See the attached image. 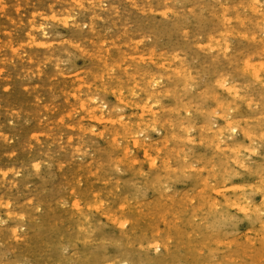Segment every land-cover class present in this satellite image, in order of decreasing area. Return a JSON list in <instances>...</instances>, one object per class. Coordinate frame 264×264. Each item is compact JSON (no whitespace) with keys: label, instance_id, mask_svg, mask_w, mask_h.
<instances>
[{"label":"rangeland","instance_id":"374dc122","mask_svg":"<svg viewBox=\"0 0 264 264\" xmlns=\"http://www.w3.org/2000/svg\"><path fill=\"white\" fill-rule=\"evenodd\" d=\"M75 1L0 0V264H264V0Z\"/></svg>","mask_w":264,"mask_h":264},{"label":"bare ground","instance_id":"6f19581e","mask_svg":"<svg viewBox=\"0 0 264 264\" xmlns=\"http://www.w3.org/2000/svg\"><path fill=\"white\" fill-rule=\"evenodd\" d=\"M67 1H68V0H67ZM69 1H72V0H69ZM157 1H158V0H157ZM238 1H239V0H238ZM247 1H248V0H247ZM249 1H251V0H249ZM254 1H255V0H254ZM75 2H78V4H79L80 1L78 0V1H75ZM160 2H161V1H160ZM165 2H166V1H165ZM198 2H199V1H198ZM203 2H204V1H203ZM69 3H70V2H69ZM241 3H243V2H241ZM258 3H259V2H258ZM258 3H257V4H258ZM245 4H246V3H245ZM252 4H253V3H252ZM71 5H72V4H71ZM75 5H76V4H75ZM200 5H201V4H200ZM202 5H203V3H202ZM239 5H240V3H239ZM242 5H243V4H242ZM195 6H196V5H195ZM197 6H198V3H197ZM250 6H251V5H249V7H250ZM199 7H200V6H199ZM247 7H248V6H247ZM17 8H18V7H17ZM17 8H16V9H17ZM257 8H259V7H257ZM165 9H167V8H165ZM165 9H164V10H165ZM168 9H169V8H168ZM235 9H237V8H235ZM171 10H172V8H171ZM173 10H174V9H173ZM239 10H240V9H239ZM252 10H253V9H252ZM255 10L258 11V9H255ZM151 11H152V9H151ZM241 11H243V10L241 9ZM244 11H245V10H244ZM15 12H16V11H15ZM19 12H20V11H19ZM167 12H168V11H167ZM171 12H172V11H171ZM237 12H238V11H237ZM254 12H256V11H254ZM158 13H160V11H159ZM164 13H165V12H164ZM176 13H177V11H176ZM238 13H239V12H238ZM238 13H237V14H238ZM256 13H258V12H256ZM261 13H262V12H261ZM17 14H18V13H17ZM51 14H52V13H51ZM161 14H162V13H161ZM243 14H244V13H243ZM245 14H246V12H245ZM248 14H249V13H248ZM254 14H255V13H254ZM32 15H33V14H32ZM58 15H60V14H58ZM58 15H57V16H58ZM163 15H164V14H163ZM163 15H162V16H163ZM166 15H167V14H166ZM174 15H175V14H174ZM177 15H178V14H177ZM241 15H242V14H241ZM262 15H263V14H262ZM54 16H55V15H54ZM60 16H61V15H60ZM175 16H176V15H175ZM175 16H174V17H175ZM184 16H185V15H184ZM223 16H224V15H223ZM234 16H235V15H234ZM247 16H248V15H247ZM55 17H56V16H55ZM63 17H64V15H63ZM168 17H169V16H168ZM168 17H167V18H168ZM244 17H245V16H244ZM252 17H253V16H252ZM256 17H257V14H256ZM30 18H32V17H29L28 20H29ZM52 18H53V17H52ZM65 18H66V17H65ZM167 18H166V19H167ZM170 18H171V17H170ZM228 18H229V17H228ZM19 19H20V18H19ZM66 19H67V18H66ZM186 19H187V18H186ZM225 19H226V18H225ZM234 19H235V17H234ZM248 19H249V18H248ZM260 19H261V18H260ZM52 20H53V19H52ZM58 20H59V18H58ZM60 20H61V19H60ZM174 20H176V19H174ZM174 20H173V22H174ZM179 20H180V19H178L177 21H179ZM255 20H258V18H256ZM34 21H35V20H34ZM62 21H63V20H62ZM67 21H68V20H67ZM67 21H66V22H67ZM182 21H183V20H182ZM229 21H230V19H229ZM245 21H247V20H245ZM260 21H262V19H261ZM22 22H23V21H22ZM22 22H21V23H22ZM30 22H31V21H30ZM237 22H238V20H237ZM242 22H243V21H242ZM258 22H259V20H258ZM17 23H18V22H17ZM19 23H20V22H19ZM23 23H24V22H23ZM67 23H68V22H67ZM169 23H170V22H169ZM178 23H179V22H178ZM225 23H226V22H225ZM246 23H247V22H246ZM249 23H252V22L250 21ZM249 23H248V24H249ZM260 23H261V22H260ZM28 24H29V22H28ZM28 24H27V25H28ZM238 24H239V23H238ZM248 24H246V25H248ZM254 24H255V23H254ZM256 24H257V22H256ZM32 25H33V24H32ZM225 25L227 26V24H225ZM228 25H229V23H228ZM182 26H183V25H182ZM251 26H252V25H251ZM251 26H250V27H251ZM156 27H157V26H156ZM170 27H171V26H170ZM170 27L168 26V28H170ZM176 27H177V26H176ZM236 27H237V26H236ZM246 27H247V26H246ZM253 27H254V26H253ZM255 27H256V26H255ZM255 27H254V28H255ZM177 28H178V27H177ZM231 28H232V27H231ZM231 28H230V29H231ZM241 28H242V27H241ZM243 28H244V27H243ZM30 29H31V28H30ZM32 29H33V28H32ZM35 29H36V28H35ZM43 29H45V28H43ZM154 29H155V28H154ZM172 29H173V26H172ZM183 29H184V28H183ZM227 29H229V28H227ZM237 29H238V27H237ZM251 29H252V27H251ZM45 30H46V29H45ZM241 30H242V29H241ZM40 31H42V30L40 29L39 32H40ZM226 31H227V30H226ZM31 32H32V31H31ZM228 32H231V31H228ZM236 32H237V30H236ZM236 32H235V33H236ZM239 32H241V33L244 34V32H242V31H239ZM245 32H246V30H245ZM251 32H252V31H251ZM28 33H29V32H27L26 34H28ZM33 33H34V32H33ZM44 33H45V32H44ZM44 33H41V34L43 35ZM237 33H238V32H237ZM246 33H247V32H246ZM34 34H35V33H34ZM46 34H47V33H46ZM95 34H96V32H95ZM223 34H224V33H223ZM254 34H255V33H254ZM254 34H252V35H254ZM28 35H29V34H28ZM29 36H30V35H29ZM31 36H32V35H31ZM34 36H36V34H35ZM214 36H215V35H214ZM226 36H228V35H226ZM243 36H244V35H243ZM245 36H246V35H245ZM25 37H26V36H25ZM37 37H38V35H37ZM37 37H36V38H37ZM39 37H40V36H39ZM249 37H250V36H249ZM251 37H252V36H251ZM253 37H254V36H253ZM253 37H252V38H253ZM31 38H32V37H31ZM126 38H127V37H126ZM130 38H131V37H130ZM209 38H210V37H209ZM219 38H220V37H219ZM246 38H248V37H246ZM27 39H28V38H27ZM27 39H26V40H27ZM142 39H143V38H142ZM220 39H221V38H220ZM222 39H223V43H224V42H225L224 40H225L226 38L224 37V38H222ZM248 39H249V38H248ZM130 40H131V39H130ZM138 40H139V39H138ZM138 40H137V41H138ZM246 40H247V39H246ZM246 40H245V41H246ZM30 41H31V39H30ZM33 41H34V40H33ZM39 41H40V40H39ZM39 41H38V42H39ZM219 41H220V40H219ZM259 41H260V40H259ZM11 42H12V41H11ZM11 42H10V43H11ZM47 42H48V41H47ZM102 42H103V41H102ZM131 42H132V41H131ZM133 42H134V40H133ZM215 42H216V41H215ZM253 42H254V41H253ZM44 43H45V41H44ZM124 43H125V42H124ZM140 43H141V42H140ZM226 43H228V42H225V44H226ZM247 43H248V41H247ZM99 44H100V43H99ZM138 44H139V43H138ZM211 44H212V43H211ZM32 45H34V44H32ZM42 45H43V44H42ZM44 45H46V44H44ZM127 45H128V44H127ZM127 45H126V46H127ZM220 45H221V44H220ZM220 45H219V46H220ZM262 45H263V44H262ZM262 45H261V46H262ZM136 46H137V45H136ZM138 46H139V45H138ZM153 46H154V45H153ZM222 46H223V45H222ZM227 46H228V44H227ZM42 47H43V46H42ZM49 47H50V45H49ZM96 47H97V46H96ZM215 47H217V46H215ZM228 47H229V46H228ZM259 47H260V46H259ZM210 48H211V46H210ZM224 48H226V47L224 46ZM248 48H250V47H248ZM251 48H252V46H251ZM95 49H96V48H95ZM98 49H99V48H97V50H98ZM137 49H138V48H137ZM217 49H218V48H217ZM255 49H256V48H255ZM255 49H254L253 52H255ZM262 49H263V48H262ZM262 49H261V50H262ZM14 50H15V49H14ZM133 50H135V49H133ZM214 50H215V49H214ZM248 50H249V49H248ZM252 50H253V48H252ZM99 51H101V50L99 49ZM99 51H98V52H99ZM136 51H137V50H135V52H136ZM153 51H154V50H153ZM250 51H251V50H250ZM122 52H123V51H122ZM159 52H160V51H159ZM217 52H218V50H217ZM258 52H259V51H258ZM258 52H257V55H258ZM153 53H154V52H153ZM160 53H161V52H160ZM160 53H159V54H160ZM220 53H222V52H220ZM249 53H250V52H249ZM249 53L246 52V54H249ZM262 53H263V52H262ZM121 54H122V53H121ZM128 55H129V54H128ZM131 55H132V54H131ZM149 55H150V54H149ZM151 55H152V54H151ZM163 55H165V54H163ZM163 55H161V56H163ZM215 55H216V54H215ZM220 55H221V54H220ZM232 55H233V54H232ZM250 55L253 56L254 54L251 53ZM262 55H263V54H262ZM254 56H255V55H254ZM153 57H154V56H153ZM213 57H214V56H213ZM213 57H212V58H213ZM222 57H223V56H222ZM250 57H251V56H250ZM260 57H262V56H260ZM100 58H101V57H100ZM215 58H216V57H215ZM226 58H227V57H226ZM226 58H225V59H226ZM228 58H231V57L228 56ZM252 58H253V57H252ZM257 58H258V57H257ZM262 58H263V57H262ZM161 59H162V58H161ZM165 59H166V58H165ZM167 59H169V58H167ZM218 59H219V58H218ZM220 59H221V58H220ZM220 59H219V60H220ZM234 59L236 60V57H235ZM245 59H246V58H245ZM249 59H250V58H249ZM249 59H248V60H249ZM216 60H217V59H216ZM232 60H233V59H232ZM248 60H247V61H248ZM256 60H257V59H256ZM99 61H100V60H99ZM252 61H253V60H252ZM167 62H168V61H167ZM216 62H217V61H216ZM216 62H215V63H216ZM221 62H223V61H221ZM231 62H234V61H231ZM250 62H251V61H250ZM250 62L246 64V67H245V68H246L247 70L252 71V73H254V75L257 76L258 73L260 72V69L264 67V65H263L264 63H262V64H260V65H252L253 63L251 64ZM262 62H264V60H263ZM165 63H166V62H165ZM209 63H210V62H209ZM227 63H228V62H227ZM206 64H207V63H206ZM216 64H217V63H216ZM231 64H232V63H231ZM231 64H230V66H233V65H231ZM213 65H214V62H213ZM241 65H243V64H241ZM177 66H178V65H177ZM179 66H180V65H179ZM179 66H178V67H179ZM204 66H205V65H204ZM244 66H245V64H244ZM183 67H184V66H183ZM214 67H215V66H214ZM217 67H218V66H217ZM215 68H216V67H215ZM229 68H230V67H229ZM239 68H240V67H239ZM245 68H244V69H245ZM178 69H179V68H178ZM184 69H185V68H184ZM208 69H209V68H208ZM210 69H212V68H210ZM241 69H242V68H241ZM244 69H243L242 71H244ZM205 70H206V69H205ZM233 70H234V69H233ZM233 70H232V73H234ZM180 71L182 72V70H180ZM210 71H211V70H210ZM213 71L216 72L217 70L215 71V69H214ZM236 71H237V70H236ZM206 72H207V70H206ZM211 72H212V71H211ZM225 72L228 74L227 71H225ZM230 72H231V70H230ZM230 72H229V74H230ZM212 73H213V72H212ZM212 73H211V74H212ZM220 73H221V72H220ZM222 73H223V71H222ZM243 73H247V72L244 71ZM131 74H132V73H130V76H131ZM186 74H187V73H186ZM208 74H209V73H208ZM211 74H210V75H211ZM62 75H64V74H62ZM94 75H95V74H94ZM101 75H102V74H101ZM101 75H100V76H101ZM213 75H214V74H213ZM215 75H216V74H215ZM217 75H218V74H217ZM231 75H233V74H231ZM237 75H238V74H237ZM241 75H242V73H241ZM130 76H129V77H130ZM180 76H181V75H180ZM211 76H212V75H211ZM211 76H210V77H211ZM262 76L264 77V75H262ZM65 77H66V76H65ZM133 77H134V76H133ZM133 77H132V78H133ZM182 77H183V76H182ZM184 77H185V76H184ZM192 77H193V76H192ZM194 77H195V76H194ZM234 77H235V76H234ZM234 77H233V79H235ZM244 77H245V76H244ZM247 77H249V74H248ZM257 77H258V76H257ZM130 78H131V77H130ZM185 78H186V77H185ZM224 78H226V76H224ZM227 78H228V77H227ZM230 78H231V76H230ZM65 79H66V78H65ZM76 79H77V78H76ZM211 79H212V77H211ZM217 79H218V78H217ZM231 79H232V78H231ZM242 79H243V78H242ZM244 79H245V78H244ZM251 79H252V78H250V80H251ZM256 79H258V78H256ZM187 80H188V79H187ZM193 80H194V79H192V81H193ZM225 80H226V79H225ZM225 80H223L222 82H224ZM248 80H249V79H248ZM259 80H260V79H259ZM259 80H257V81H259ZM69 81H70V80H69ZM69 81H68V82H69ZM77 81H78V80H77ZM192 81H191V82H192ZM150 82H151V81H150ZM187 82H188V81H187ZM215 82H216V81H215ZM219 82H220V80H219ZM222 82H221V83H222ZM225 82H226V81H225ZM227 82H228V81H227ZM230 82H231V81H230ZM247 82H248V81H247ZM252 82H253V81H252ZM255 82H256V81H255ZM63 83H64V82H63ZM79 83H80V82H79ZM155 83H156V82H155ZM228 83H229V82H228ZM248 83H249V82H248ZM257 83H258V82H257ZM261 83H262V82H261ZM60 84H62V83H60ZM243 84H245V83H243ZM74 85H75V84H74ZM74 85H73V86H74ZM259 85H260V84H259ZM263 85H264V84H263ZM60 86H62V85H60ZM242 86H243V85H242ZM70 87H71V86H70ZM232 87H233V86H231V88H232ZM237 87H238V86H237ZM246 87H248V86H246ZM250 87H251V86H250ZM262 87H263V86H262ZM78 88H79V86H78ZM233 88H235V87H233ZM257 88H258V87H257ZM76 89H77V87H76ZM76 89H75V90H76ZM120 89H121V88H120ZM247 89H248V88H247ZM249 89H250V88H249ZM253 89H254V88H253ZM187 90H188V89H187ZM223 90H224V89H223ZM232 90H234V89H231L230 91H232ZM68 91H69V89H68ZM72 91H73V90H72ZM236 91H237V90H236ZM242 91H243V90H242ZM65 92H66V91H65ZM188 92H189V91H188ZM190 92H191V91H190ZM225 92H226V91H225ZM234 92H235V91H234ZM253 92H254V90H253ZM118 93H119V92H118ZM193 93H194V92H193ZM237 93H238V92H237ZM245 93H246V92H245ZM258 93H260V92H258ZM119 94H120V93H119ZM189 94H191V93H189ZM230 94H231V93H230ZM249 94H250V93H249ZM256 94H257V92H256ZM263 94H264V93H263ZM263 94H262V95H263ZM65 95H66V94H65ZM120 95H121V94H120ZM257 95H258V94H257ZM257 95H256V96H257ZM260 95H261V93H260ZM196 96H197V95H196ZM196 96H195V97H196ZM235 96H236V95H235ZM178 97H179V96H178ZM186 97H187V96H186ZM190 97H191V96H190ZM192 97L195 98L194 95H193ZM192 97H191V98H192ZM197 97H198V96H197ZM179 98H180V97H179ZM188 98H189V97H188ZM74 99H75V98H74ZM74 99H73V100H74ZM76 100H77V99H76ZM184 101H185V100H184ZM186 101H187V100H186ZM191 101H192V99H191ZM218 101H219V100H218ZM88 102H89V101H88ZM90 102H91V101H90ZM200 102H201V101H200ZM78 103H79V102H78ZM196 103H198V102H196ZM196 103H195V104H196ZM200 104H201V103H199V105H200ZM254 104H255V103H254ZM83 105H84V104H83ZM85 105H86V104H85ZM85 105H84V106H85ZM185 105H186V104H185ZM90 106H92V105H90ZM255 106H256V105H255ZM263 106H264V104H263ZM67 107H68V106H67ZM86 107H87V106H86ZM86 107H85V108H86ZM92 107H93V106H92ZM94 107H95V106H94ZM98 107H99V106H98ZM98 107H97V108H98ZM102 107H103V105H102ZM195 107H196V106H195ZM75 108H76V107H75ZM145 108H146V107H145ZM68 109H69V108H68ZM71 109H72V108H71ZM76 109H77V108H76ZM82 109H83V108H82ZM90 109H91V107H90ZM200 109H201V108H200ZM73 110H74V108H73ZM95 110H96V109H95ZM95 110H94V111H95ZM189 110H190V109H189ZM96 111H98V109H97ZM102 111L104 112V110H102ZM67 112H68V111H67ZM74 112H76V111H74ZM194 112H195V110H194ZM88 113H90V112H88ZM97 113H98V112H97ZM100 113H101V111L99 112V114H100ZM196 113L198 114V112H196ZM196 113H194V114H196ZM200 113H201V111H200ZM65 114H66V113H65ZM65 114H64V115H65ZM90 114H91V113H90ZM92 114H93V113H92ZM92 114H91V115H92ZM201 114H202V113H201ZM86 115H87V114H86ZM101 115H102V114H101ZM263 115H264V114H263ZM70 116H71V115H70ZM72 116H73V115H72ZM97 116H98V115H97ZM261 116H262V115H261ZM68 117H69V116H68ZM195 117H197V116H195ZM111 118H112V117H111ZM84 119H85V117H84ZM87 119H88V117H87ZM101 119H102V118H101ZM79 120H80V119H79ZM117 120H118V119H117ZM117 120H116V121H117ZM254 120H255V118H254ZM256 120H257V119H256ZM225 121H226V120H225ZM236 121H237V120H236ZM90 122H91V121H90ZM120 122H121V121H120ZM122 122H124V121H122ZM78 124H79V123H78ZM80 124H81V123H80ZM80 124H79V125H80ZM241 124H242V123H241ZM109 125H111V124H109ZM231 125H232V124H231ZM80 126H81V125H80ZM82 126H83V125H82ZM248 126H249V125H248ZM226 127H227V125H226ZM249 127H250V126H249ZM118 128H119V127H118ZM228 128H229V127H228ZM235 128H236V127H233V129H235ZM82 129H83V128H82ZM228 130H229V129H228ZM248 130H252V129H249V128H248ZM221 131H222V130H221ZM221 131H220V132H221ZM229 131H230V130H229ZM229 131H228V132H229ZM234 132H236V131H234ZM249 132H250V131H249ZM261 132H262V131H261ZM230 133H231V132H230ZM250 133H251V132H250ZM262 133H263V132H262ZM127 134H128V133H127ZM220 134H223V133H220ZM220 134H219V135H220ZM119 136H120V135H119ZM224 136H225V135H224ZM120 137H121V136H120ZM126 137H127V136H126ZM217 137H218V136H217ZM262 137H263V136H262ZM127 138H128V137H127ZM262 139H263V138H262ZM225 140H226V139H225ZM243 140H244V139H243ZM244 141H245V140H244ZM222 142H224V141H222ZM127 143H128V142H127ZM219 143H220V142H219ZM226 143H227V142H226ZM232 143H233V142H232ZM128 144H131V142L128 143ZM236 144H237V143H236ZM143 146H144V145H143ZM227 147H228V146H227ZM139 148H140V147H139ZM230 148H231V150H232V147H231V146H230ZM236 148H237V147H236ZM136 149H137V148H136ZM148 149H149V148H148ZM216 149H217V148H216ZM244 149H245V148H244ZM247 149H249V148H247ZM217 150H219V149H217ZM225 150H226V149H225ZM221 151H222V150H221ZM233 151H234V150H233ZM244 151H245V150H244ZM12 152H13V151H12ZM218 152H219V151H218ZM13 153H14V152H13ZM241 153H242V152H240L239 154H241ZM252 153H253V152H252ZM148 155H149V154H147V156H148ZM237 155H238V154H237ZM242 155H243V154H242ZM245 157H246V156H245ZM245 157H244V158H245ZM240 158H241V156H240ZM227 159H229V158H227ZM242 161H243V160H242ZM246 161H247V160H246ZM250 161H251V160H250ZM145 162H146V161H145ZM243 162H244V161H243ZM27 163H28V162H27ZM146 163H147V162H146ZM237 163H238V162H237ZM260 163H261V162H260ZM263 163H264V162H263ZM241 164H242V163H241ZM164 165H165V162H164ZM153 166H154V165H153ZM258 166H259V165H257L256 168H255L256 171H258V170H257V167H258ZM247 167H248V166H247ZM251 167H253V166H251ZM243 168H244V166H243ZM245 168H246V167H245ZM248 168L250 169L249 171L251 172V168H250V167H248ZM248 168H247V169H248ZM262 168H263V167H262ZM262 168H261V169H262ZM258 169H260V167H258ZM263 169H264V168H263ZM263 169H262V170H263ZM9 170H10V169H9ZM262 170H260V172H261ZM5 171H6V170H5ZM17 171H18V170H17ZM252 171H253V170H252ZM8 172H9V171H8ZM253 172H254V171H253ZM263 172H264V170H263ZM12 173H13V171H12ZM257 173H258V172H257ZM2 174H3V173H2ZM7 174H8V173H7ZM19 174H20V173H19ZM251 174H252V172H251ZM10 175H11V174H10ZM258 175H259V173H258ZM5 176H6V175H5ZM259 176H260V175H259ZM2 177H3V176H2ZM262 177H263V176H262ZM262 177H261V179H262ZM258 180H259V179H258ZM4 183H5V182H4ZM261 183H262V182H261ZM2 184H3V183H2ZM3 185H4V184H3ZM15 185H16V184H15ZM262 186H263V185H262ZM258 187H259V186H258ZM263 189H264V188H263ZM109 192H110V191H109ZM5 193H6V192H5ZM263 193H264V191H263ZM6 195H7V194H6ZM0 196H1V195H0ZM2 196H3V195H2ZM120 196H121V195H120ZM96 197H97V196H96ZM0 198H2V197H0ZM95 199H96V198H95ZM7 200H8V199H7ZM232 200H233V199H232ZM1 201H2V200H1ZM121 201H122V200H121ZM227 202H228V201H227ZM227 202H226V203H227ZM236 202H237V201H236ZM236 202H235V203H236ZM0 203H2V202H0ZM96 203H97V202H96ZM96 203H95V204H96ZM223 203H224V202H223ZM229 203H230V202H229ZM6 204H7V203H6ZM236 204H237V203H236ZM7 205H8V204H7ZM98 205H100V203H99ZM222 205H223V204H222ZM231 205H233V204H231ZM238 205H239V204H238ZM5 206H6V205H5ZM8 206H9V205H8ZM244 206H245V204H243V207H244ZM98 207H99V206H98ZM239 207H240V206H239ZM263 207H264V206H263ZM245 208H246V207H245ZM261 209H262V207H261ZM263 209H264V208H263ZM28 210H29V209H28ZM253 211H254V210H253ZM216 212H217V211H216ZM256 212H257V214H258L259 210L256 211ZM24 213H25V212H24ZM259 213H260V212H259ZM223 214H224V213H223ZM257 214H256L255 217L258 218ZM109 215H110V214H109ZM258 215H259V214H258ZM260 217H261V216H260ZM262 218H264V217H262ZM114 219H115V217H114ZM213 219H214V218H213ZM253 219H254V218H253ZM115 220H116V219H115ZM254 220H255V219H254ZM257 220H258V219H257ZM259 221H260V220H259ZM122 222H123V223H121V224L124 225V224H125V221H122ZM214 222H215V221H214ZM216 222H217V221H216ZM219 222H221V221H219ZM262 223H263V225H264V222H262ZM96 224H97V223H96ZM117 224H118V223H117ZM150 224H151V223H150ZM257 224H258V223H257ZM260 224H261V223H260ZM260 224H259V225H260ZM97 226H98V225H97ZM260 227H261V225H260ZM95 228H96V227H95ZM120 228L122 229L121 225H120ZM155 228H156V227H155ZM121 229H120V230H121ZM151 229H153V228H151ZM96 230H97V229H96ZM145 230H147V229L145 228ZM123 231H124V230H123ZM150 231H151V230H150ZM155 231H156V230H155ZM155 231H153V232H155ZM15 232H16V231H15ZM123 233H124V232H123ZM125 233H126V232H125ZM142 233H143V232H142ZM157 233H158V231L156 232V234H157ZM129 234H130V233H129ZM154 234H155V233H154ZM168 234H170V233H168ZM126 235H127V233H126ZM159 235H160V234H159ZM124 236H125V235H124ZM127 236H128V235H127ZM150 236H151V235H150ZM153 236H154V235H153ZM120 237H121V234H120ZM139 237H141V236H139ZM146 237H147V236H146ZM126 238H127V237H126ZM128 238H129V237H128ZM130 238H131V237H130ZM132 238H133V237H132ZM147 238H148V237H147ZM157 238H158V237H157ZM160 238H161V237H160ZM134 239H135V238H134ZM118 240H120V239H118ZM122 240H123V239H122ZM132 240H133V239H132ZM152 240H154V239H152ZM47 241H48V240H47ZM86 241H87V240H86ZM155 241H156V240H155ZM87 242H88V241H87ZM124 242H125V241H124ZM128 242H130V240L127 241V243H128ZM136 242L138 243V241H136ZM157 242H159V241H157ZM119 243H120V241H119ZM131 243H135V242H131ZM137 243H136V244H137ZM149 243H151V242H149ZM154 243H155V242H154ZM159 243H160V242H159ZM115 245H117V244H115ZM120 245H121V244H120ZM146 245H147V244H146ZM85 246H86V245H85ZM118 246H119V245H118ZM133 246H134V244H133ZM139 246L141 247V245H139ZM163 246H164V244H163ZM119 247H120V246H119ZM145 247H146V246H145ZM145 247H144V248H145ZM158 247H159V245H157V248H158ZM100 248H102V246H101ZM141 248H143V247H141ZM148 248H149V246H148ZM164 248H165V246H164ZM52 249H53V248H52ZM88 249H89V248H88ZM95 249H96V247H95ZM102 249H103V248H102ZM102 249H101V250H102ZM158 249H159V248H158ZM158 249H157V250H158ZM162 249H163V248H162ZM50 250H51V249H50ZM50 250H49V251H50ZM90 250H91V249H90ZM96 250H97V249H96ZM137 250H138V249H137ZM147 250H148V249H147ZM149 250H150V249H149ZM157 250H156V251H157ZM47 251H48V250H47ZM92 251H93V250H91V252H92ZM144 251H145V250H144ZM126 252H127V251H126ZM131 252H132V251H131ZM134 252H135V251H134ZM140 252H141V251H140ZM140 252H139V253H140ZM145 252H146V251H145ZM159 252H160V250H159ZM92 253H93V252H92ZM124 253H125V252H124ZM128 253H129V251H128ZM141 253H142V252H141ZM151 253H152V252H151ZM165 253H166V252H165ZM57 254H58V253H57ZM85 254H87V253H85ZM95 254H96V253H95ZM135 254H137V252H136ZM139 255H141V254H138V256H139ZM163 255H164V254H163ZM92 256H95V255H92ZM96 256H97V255H96ZM96 256H95L94 259H96ZM159 256H160V255H159ZM161 256H162V253H161ZM119 257H120V256H119ZM132 257H133V254H132ZM140 257H141V256H140ZM145 257H146V256H145ZM154 257H155V256H154ZM157 257H158V256H157ZM90 258H91V256H90ZM92 258H93V257H92ZM97 258H98V257H97ZM116 258H117V257H116ZM147 258H148V257H147ZM161 258H162V257H161ZM74 259H75V258H74ZM74 259H73V261H74ZM87 259H88V258H87ZM87 259H86V260H87ZM133 259H134V258H133ZM150 259H151V258H150ZM78 260H79V259H78ZM81 260H82V259H81ZM138 260H139V259H138ZM138 260H137L136 262H138ZM148 260H149V258H148ZM153 260H154V259H153ZM75 261H76V260H75ZM82 261H83V260H82ZM113 261H117V260H113ZM143 261H144V260H143ZM143 261H142V262H143ZM83 262H85V261H83ZM86 262H87V261H86ZM134 262H135V261H134ZM144 262H145V261H144ZM64 263H65V262H64ZM131 263H132V260H131V258L129 257V255H126V256L123 258V261H121V264H131ZM147 263H149V262H147ZM147 263H146V264H147ZM60 264H61V263H60ZM72 264H75V263L72 262ZM111 264H112V263H111ZM133 264H134V263H133ZM144 264H145V263H144ZM152 264H153V263H152Z\"/></svg>","mask_w":264,"mask_h":264},{"label":"snow or ice","instance_id":"6c2138e0","mask_svg":"<svg viewBox=\"0 0 264 264\" xmlns=\"http://www.w3.org/2000/svg\"><path fill=\"white\" fill-rule=\"evenodd\" d=\"M234 130V129H233ZM234 207H237L238 208V210L240 211V212H242V213H245L246 214V209H244V208H239L237 205H233Z\"/></svg>","mask_w":264,"mask_h":264}]
</instances>
